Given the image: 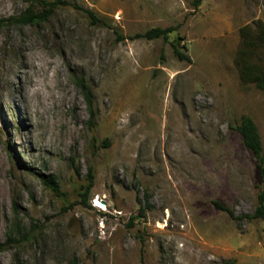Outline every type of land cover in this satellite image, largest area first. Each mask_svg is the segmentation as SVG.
Wrapping results in <instances>:
<instances>
[{
    "label": "rangeland",
    "instance_id": "374dc122",
    "mask_svg": "<svg viewBox=\"0 0 264 264\" xmlns=\"http://www.w3.org/2000/svg\"><path fill=\"white\" fill-rule=\"evenodd\" d=\"M65 1L0 29V264H264V219L213 204L251 213L264 188L234 129L252 116L264 153V92L234 61L264 0ZM30 4L0 0V18ZM154 27L174 30L129 38ZM178 36L191 61L174 54ZM15 221L28 236L9 240Z\"/></svg>",
    "mask_w": 264,
    "mask_h": 264
},
{
    "label": "trees",
    "instance_id": "16d2710c",
    "mask_svg": "<svg viewBox=\"0 0 264 264\" xmlns=\"http://www.w3.org/2000/svg\"><path fill=\"white\" fill-rule=\"evenodd\" d=\"M203 0H195V5L199 6ZM31 4L20 13L10 15L8 17L0 18V29L6 26H27L40 24L43 21L48 20L53 11L60 6L65 4V0H36V2L43 8V11L38 12L34 10L35 2L30 0ZM89 18L95 24L103 22V20L97 16V14L90 9L86 10ZM174 30L173 27H154L146 30L145 32L136 33L133 37H142L147 39L163 38L169 40V32ZM240 44L235 55V65L239 72V77L243 85L254 84L259 90L264 92V21L257 19L253 23H247L240 27ZM120 39H125V36L117 32ZM183 37L178 36L175 41L171 42L174 54L184 61H191L190 56L183 51L178 43ZM89 111L91 113V121L96 117V113L92 107V100L88 96ZM234 129L241 135L243 145L254 154L257 158V167L261 169L264 175V153H263V142L257 123L252 116L243 114L240 120L236 123ZM88 183L83 185L82 193L80 195L86 200V197L90 194L95 182V172L93 166L89 167L87 174ZM42 181L51 190L59 195H63L60 183L55 175L42 176ZM140 207L138 214L131 216V226L134 221L139 217H144L146 214V208L150 206L149 198L146 197L145 204L143 205L142 199H139ZM213 204L220 210L226 211L229 215L237 220H253L257 218L264 219V188H260L257 193V204L255 209L251 213H243L236 215L230 207L222 204L219 200H214ZM21 232L22 236H28L26 226L15 221L9 231V240L13 239L12 234L15 235ZM29 238V237H26ZM18 240L14 237V240ZM70 264H77L73 260Z\"/></svg>",
    "mask_w": 264,
    "mask_h": 264
}]
</instances>
